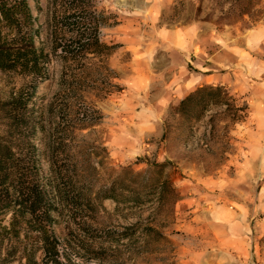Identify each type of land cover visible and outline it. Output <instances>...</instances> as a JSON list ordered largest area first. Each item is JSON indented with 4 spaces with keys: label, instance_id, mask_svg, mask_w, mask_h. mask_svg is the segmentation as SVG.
Listing matches in <instances>:
<instances>
[{
    "label": "rangeland",
    "instance_id": "1",
    "mask_svg": "<svg viewBox=\"0 0 264 264\" xmlns=\"http://www.w3.org/2000/svg\"><path fill=\"white\" fill-rule=\"evenodd\" d=\"M179 1L164 0L152 24L159 0H38L39 8L28 0L36 42L49 57L46 76L0 70V101L22 89L28 114L42 125L31 136L44 176L46 148L62 136L54 160L72 176L76 200L93 205L75 218L63 210L54 223L79 264H264V38L254 34L264 17L227 24L214 1L203 0L199 10L198 0ZM181 24L192 27L172 49L157 25ZM90 32L108 48L71 55ZM187 79L194 82L183 89ZM216 84L246 103L245 119L233 123L224 108H213L190 132L174 107L195 88ZM152 162H166L179 191L169 206L97 196L123 168L144 172ZM132 223L153 224L162 235L145 245L139 232L118 235ZM16 245L0 226V264H19V252L2 260Z\"/></svg>",
    "mask_w": 264,
    "mask_h": 264
},
{
    "label": "trees",
    "instance_id": "2",
    "mask_svg": "<svg viewBox=\"0 0 264 264\" xmlns=\"http://www.w3.org/2000/svg\"><path fill=\"white\" fill-rule=\"evenodd\" d=\"M39 8L38 0H34ZM200 4L203 0H198ZM221 19L227 24L248 20L255 23L264 17L261 0H211ZM182 3V0L179 1ZM28 0H0V70L16 72L43 79L46 76L48 53L37 44L39 29L34 24ZM89 46L108 48L95 32L86 38H79L71 48V55ZM224 108L233 123L245 119L247 105H238L236 99L222 84L201 85L181 98L174 107L178 116L190 132L206 112L213 108ZM28 100L22 89L12 92L6 100L0 101V119L4 132L0 133V226L7 236L17 243L13 250L6 251L2 260H11V254L19 252V264H79L63 250L62 240L54 232V223L63 210L76 213L93 206L90 199L76 200L73 194V179L55 159L53 145L60 146L63 137L53 141L46 148L49 177L44 176L41 162V149L36 145L34 135L42 128L28 114ZM86 120L89 117L85 118ZM43 155V153H42ZM166 162H152L144 172H136L130 167L96 192L99 198H112L117 203L126 202L129 206L143 207L156 203L169 206L180 197L172 179L165 173ZM71 192V193H70ZM76 212V213H75ZM6 222H2L4 218ZM139 228V229H138ZM138 233L140 245L148 243L150 237L162 235L153 224H130L119 236L133 238ZM104 234H108L106 231ZM135 238V237H134ZM81 240V239H80ZM86 240L91 241L86 236ZM112 238L108 242L112 246ZM84 250L90 247L81 240ZM90 244V243H89ZM86 248V249H85Z\"/></svg>",
    "mask_w": 264,
    "mask_h": 264
},
{
    "label": "crops",
    "instance_id": "3",
    "mask_svg": "<svg viewBox=\"0 0 264 264\" xmlns=\"http://www.w3.org/2000/svg\"><path fill=\"white\" fill-rule=\"evenodd\" d=\"M164 1V0H163ZM162 0H159V2H155V8H154V15H149V19L152 21V24L153 23H156L158 24V21H159V18H160V12H161V9L163 7V2ZM157 29H156V33H158L157 35H159L160 39L163 37V36H167V37H170V45L172 47V49L174 48V43L177 39V35L178 33L180 32L181 34H187L190 30V27H192L190 24H187V25H184V24H181L180 26L179 25H170V27H166L164 29H161V27L159 25H157ZM155 30V28H154ZM254 34L256 35H259L260 37L264 38V27L262 28H258V30H256L254 32ZM142 56L145 58V59H149V52H141ZM194 80L193 79H187L186 80V83L182 86L183 89H186L188 87H190L192 84H193Z\"/></svg>",
    "mask_w": 264,
    "mask_h": 264
}]
</instances>
